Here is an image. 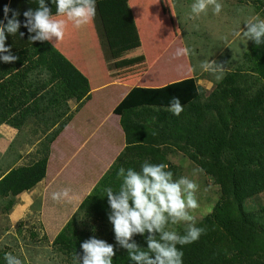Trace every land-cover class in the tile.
<instances>
[{"label":"trees","instance_id":"obj_1","mask_svg":"<svg viewBox=\"0 0 264 264\" xmlns=\"http://www.w3.org/2000/svg\"><path fill=\"white\" fill-rule=\"evenodd\" d=\"M249 1L264 7V0ZM31 49L33 56L47 57L62 78L64 93L77 100L87 95V79L49 43L36 41ZM173 96L181 99L184 108L179 116L168 110ZM114 112L121 115L126 145L56 237L60 253L75 264V254L82 260V243L96 237L115 245L113 264H133L115 239L104 189L118 190L120 167L139 171L145 161L167 163L179 178L178 168L166 158V151L175 148L197 163L221 194L200 226L205 234L194 243L178 245L184 253L183 264H264V206L245 209L246 201L264 193V44L253 40L241 63L225 70L207 96L194 78L158 88L134 87ZM132 118L135 124H130ZM45 166L46 158H42L0 180L5 211L14 205L13 197L44 177ZM133 239L147 247L146 235ZM4 256L0 250V264H6Z\"/></svg>","mask_w":264,"mask_h":264},{"label":"rangeland","instance_id":"obj_2","mask_svg":"<svg viewBox=\"0 0 264 264\" xmlns=\"http://www.w3.org/2000/svg\"><path fill=\"white\" fill-rule=\"evenodd\" d=\"M194 2L195 0H96L95 17L79 28L66 17H58L66 21L65 36L60 41H53L64 55L80 67L82 75L90 81L92 88L109 86L105 108L114 107L119 102L118 98L131 88H158L187 78H194L204 96H207L218 80L214 74L200 68L201 62L206 59L216 61L224 65V71L241 63L243 54L249 50L253 41L247 40L242 34L247 31L246 22L257 16L264 19V7L257 8L249 0H219L223 4L219 15L214 14L210 7L206 14L194 19L191 12ZM46 3L55 14V3L52 0H46ZM184 46L194 49L195 54L175 57V50ZM119 120L122 122L121 117ZM134 120L132 118L130 124H135ZM91 130L87 127L83 133L80 132V137L88 136ZM80 137L79 143L82 141ZM101 139L93 140L101 144H91L92 141L90 144H76L77 148L73 150H64L61 146L54 151V164L71 160V165H74L72 169H62L58 176L62 177L65 173L68 178L86 185L98 180L112 162L113 157L110 161L108 158L114 149L112 144H102ZM123 145L120 144L118 150ZM170 150L166 151L168 162L178 168L180 176H187L199 185L197 197L201 207L196 215L197 226L200 227L203 219L211 215L220 200V188L211 182L188 155L175 148ZM83 153L85 166L79 164V161L76 163ZM99 156L101 160L97 158ZM86 189L79 188L80 196L87 194ZM32 200L39 202L40 198L33 197ZM5 204V201L0 200L1 251L20 256L25 264L72 263L60 253L55 239L76 215L78 203H73L70 208L65 203L60 208L59 201H50L49 207H55L52 211L56 215H41L40 212L36 213V209H32L16 223L10 221V210L5 211ZM262 206L264 193L245 203L246 211L258 210ZM170 227L184 231L186 225L181 223ZM85 230L89 231L88 228Z\"/></svg>","mask_w":264,"mask_h":264},{"label":"crops","instance_id":"obj_3","mask_svg":"<svg viewBox=\"0 0 264 264\" xmlns=\"http://www.w3.org/2000/svg\"><path fill=\"white\" fill-rule=\"evenodd\" d=\"M5 6L12 10L7 16L4 13ZM37 6L38 0H27V3L24 0H0V21L6 24L14 12L19 13V32L24 33L23 37L19 32L14 36L7 35L6 47H10L11 54L18 59L11 63L0 59V180L12 170L30 167L38 160L46 158L44 177L33 188L13 197L15 202L9 211L12 223L19 221L32 209H36V213L40 212L41 215H56L52 211L55 207H49V203L57 201L52 199V193L64 188L71 187L73 190L70 193L71 199L59 201L60 208H63L65 203L68 208L73 203H78V209L126 145L119 120L121 115L115 114L114 109L132 88L122 94L118 98L119 102L112 108H105L104 105L105 99L108 98L109 86L92 88L87 78L89 92L85 97L77 100L64 93L62 78L57 76V71L47 57L41 59L38 55H32L31 45H34V42L29 38L34 33H30L23 26L26 21L23 14ZM46 42L83 74L75 61L64 55L55 41ZM5 54L7 53H0V56ZM85 99L88 100L83 103ZM87 127L93 130L88 132V136L80 137V132L83 133ZM95 138H102V141L99 140L102 144H112L114 148L108 158L110 161L113 157L112 162L100 178L93 184L91 182L86 185L75 182L74 178H68L65 173L59 177L62 169H72L74 165H71V160L54 164V151L61 146L64 150H73L77 148L76 144H90ZM98 143L93 141L91 144ZM120 144L124 145L118 150ZM84 154L79 156L76 163L79 161V164L86 165ZM97 158L101 160V156ZM79 188H87V194L80 196ZM33 197H39L40 201L34 202ZM74 211L76 212V208Z\"/></svg>","mask_w":264,"mask_h":264},{"label":"clouds","instance_id":"obj_4","mask_svg":"<svg viewBox=\"0 0 264 264\" xmlns=\"http://www.w3.org/2000/svg\"><path fill=\"white\" fill-rule=\"evenodd\" d=\"M56 6V13L46 3L38 0L35 9L24 12L26 21L24 27L34 35L29 40L52 42L60 41L65 36L66 21L58 17H66L68 21L79 28L89 23L96 15V0H52ZM219 15L223 4L219 0H195L191 5L193 18L206 14L209 8ZM12 11L5 6L4 13ZM19 13L4 24L0 21V56L5 63L18 59L11 54V48L6 47L7 35H15L21 28L18 19ZM247 31L243 36L247 40H254L257 45L264 44V19L254 17L247 22ZM23 37L24 33L19 32ZM195 54L194 49L187 46L178 47L175 57H186ZM200 68L223 78L224 65L206 59L201 62ZM169 111L179 116L183 111L181 99L173 96ZM187 163L185 164V167ZM117 178L122 182L118 190L112 187L104 189L110 205L109 221L113 225L117 243L127 250L133 264H183L184 253L179 246L194 243L205 234L204 227L197 226V211L200 204L197 197L198 183L187 177L176 178L167 163H151L145 161L140 170L120 167ZM71 189L64 188L52 193L53 200L71 199ZM185 224L181 234L170 225ZM136 235H146L147 247L140 246L133 238ZM83 257L74 255L75 264H113L116 256L115 245L105 240L92 237L81 245ZM6 264H25L24 260L11 252L5 253Z\"/></svg>","mask_w":264,"mask_h":264}]
</instances>
